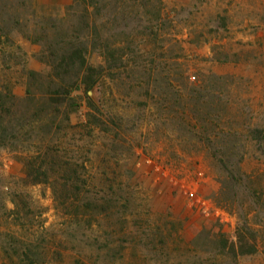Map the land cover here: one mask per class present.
I'll list each match as a JSON object with an SVG mask.
<instances>
[{"label": "rangeland", "instance_id": "obj_1", "mask_svg": "<svg viewBox=\"0 0 264 264\" xmlns=\"http://www.w3.org/2000/svg\"><path fill=\"white\" fill-rule=\"evenodd\" d=\"M0 264H264V0H0Z\"/></svg>", "mask_w": 264, "mask_h": 264}, {"label": "trees", "instance_id": "obj_2", "mask_svg": "<svg viewBox=\"0 0 264 264\" xmlns=\"http://www.w3.org/2000/svg\"><path fill=\"white\" fill-rule=\"evenodd\" d=\"M73 54L78 55L76 57V59H78L81 67H84L83 69H85V71L88 73V76H84V78L81 82L85 88H90L95 83L93 77L97 72L94 68L87 66V65L85 66L84 61H83V57H82L81 52L79 50H75Z\"/></svg>", "mask_w": 264, "mask_h": 264}]
</instances>
